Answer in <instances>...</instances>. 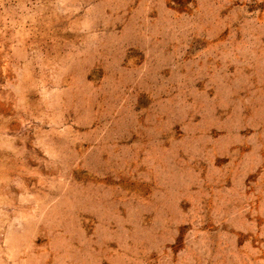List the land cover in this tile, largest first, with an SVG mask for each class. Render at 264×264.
<instances>
[{
	"label": "rangeland",
	"instance_id": "obj_1",
	"mask_svg": "<svg viewBox=\"0 0 264 264\" xmlns=\"http://www.w3.org/2000/svg\"><path fill=\"white\" fill-rule=\"evenodd\" d=\"M0 264H264V0H0Z\"/></svg>",
	"mask_w": 264,
	"mask_h": 264
}]
</instances>
